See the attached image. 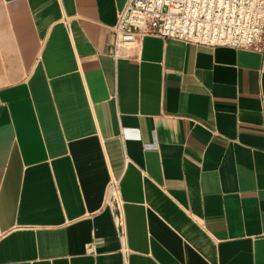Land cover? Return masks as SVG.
Instances as JSON below:
<instances>
[{
  "label": "crops",
  "instance_id": "0c3cea01",
  "mask_svg": "<svg viewBox=\"0 0 264 264\" xmlns=\"http://www.w3.org/2000/svg\"><path fill=\"white\" fill-rule=\"evenodd\" d=\"M128 1L0 0V264H264V52Z\"/></svg>",
  "mask_w": 264,
  "mask_h": 264
},
{
  "label": "built area",
  "instance_id": "2783aa9c",
  "mask_svg": "<svg viewBox=\"0 0 264 264\" xmlns=\"http://www.w3.org/2000/svg\"><path fill=\"white\" fill-rule=\"evenodd\" d=\"M116 44L133 46L156 35L208 47L264 52V0H129L113 28ZM117 192L111 181L108 194ZM120 252L126 255L121 227L115 222Z\"/></svg>",
  "mask_w": 264,
  "mask_h": 264
},
{
  "label": "rangeland",
  "instance_id": "374dc122",
  "mask_svg": "<svg viewBox=\"0 0 264 264\" xmlns=\"http://www.w3.org/2000/svg\"><path fill=\"white\" fill-rule=\"evenodd\" d=\"M121 45H123L124 47H127L128 44H126V43H122Z\"/></svg>",
  "mask_w": 264,
  "mask_h": 264
}]
</instances>
